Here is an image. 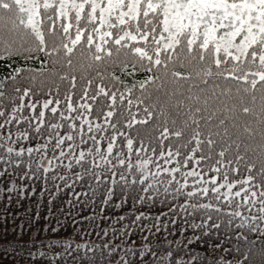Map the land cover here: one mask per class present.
Returning <instances> with one entry per match:
<instances>
[{
    "label": "snow or ice",
    "instance_id": "1",
    "mask_svg": "<svg viewBox=\"0 0 264 264\" xmlns=\"http://www.w3.org/2000/svg\"><path fill=\"white\" fill-rule=\"evenodd\" d=\"M0 64V197L54 221L4 256L264 264V0H0Z\"/></svg>",
    "mask_w": 264,
    "mask_h": 264
},
{
    "label": "trees",
    "instance_id": "2",
    "mask_svg": "<svg viewBox=\"0 0 264 264\" xmlns=\"http://www.w3.org/2000/svg\"><path fill=\"white\" fill-rule=\"evenodd\" d=\"M3 66L0 64V72H3ZM12 179H15V176L11 177ZM5 181L3 178H0V185H3ZM17 183H20L19 180H17ZM77 191L79 188L76 189ZM37 195H34L33 197H25L23 200H20L17 203V200L15 196H13V202L10 206H6L4 199L0 197V262L3 264H15V261L9 257L4 256L3 249L5 247V241H14L17 239H29V233L35 237L36 243H34L32 246L36 249L43 250L42 245H47L48 247H52L51 239L49 238L50 233V227L54 223V221H46L45 216L48 215V202L47 197L45 196L42 200L38 201V193H39V186L36 188ZM67 199V195L65 191H61L58 198L55 200L53 205V213L56 212L57 207L61 204L62 201ZM131 206V200H129V204L126 207ZM26 209H31L30 212H26ZM67 210V208H65ZM111 210V205L108 206V208L105 210V214H107ZM137 210H143V211H151L153 215H155L157 212H163L164 209L159 205L151 206V205H145L143 209L140 208L139 205H137ZM75 212H78L81 216L87 217L89 211H95L97 216H100L101 213L98 210V207L96 209L89 208L87 205L84 206L83 209L80 207H76L74 209ZM120 211H125V208H121ZM39 212V215L36 216V213ZM7 213H12V216H7ZM18 214V215H17ZM112 214H115L113 211ZM34 217V219H33ZM61 220V229H60V237L59 239L64 240L66 243L71 242L73 240V235L71 232V219L75 218L74 216L69 218L67 223H65V220L63 216L59 217ZM107 223V221L100 222V227L103 228L104 224ZM45 224L49 225V229H45ZM23 225V230L25 235L20 236V233L14 229H19L20 226ZM67 233V235H65ZM138 236V234H137ZM85 239H96V238H89L87 236L84 237ZM52 239H56L55 236H52ZM75 239L79 241L80 237L76 236ZM133 239H136L137 243H139V240L136 236L133 237ZM174 239V237H173ZM36 264H48V261L50 259L49 256L40 257L37 256L36 258ZM57 264H62V260L58 261Z\"/></svg>",
    "mask_w": 264,
    "mask_h": 264
},
{
    "label": "water",
    "instance_id": "3",
    "mask_svg": "<svg viewBox=\"0 0 264 264\" xmlns=\"http://www.w3.org/2000/svg\"><path fill=\"white\" fill-rule=\"evenodd\" d=\"M0 264H2V263H0Z\"/></svg>",
    "mask_w": 264,
    "mask_h": 264
}]
</instances>
